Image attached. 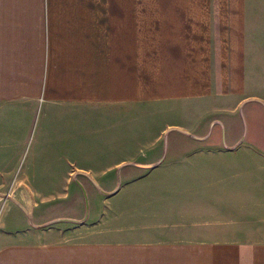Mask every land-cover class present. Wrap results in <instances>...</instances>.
<instances>
[{
    "label": "crops",
    "instance_id": "0c3cea01",
    "mask_svg": "<svg viewBox=\"0 0 264 264\" xmlns=\"http://www.w3.org/2000/svg\"><path fill=\"white\" fill-rule=\"evenodd\" d=\"M142 5L0 0V264H264V21Z\"/></svg>",
    "mask_w": 264,
    "mask_h": 264
},
{
    "label": "rangeland",
    "instance_id": "374dc122",
    "mask_svg": "<svg viewBox=\"0 0 264 264\" xmlns=\"http://www.w3.org/2000/svg\"><path fill=\"white\" fill-rule=\"evenodd\" d=\"M146 1H149V0H138V2H139V12H141L142 9H143L142 3L146 2ZM150 1H154V0H150ZM251 2H252L253 8H256L255 12L257 13L259 11V14L261 15V19H262V21H264V0H251ZM257 9H259V10H257ZM242 110H243V108L240 110V115H241L242 120H243L244 118H243V115H242ZM174 118L175 117H172V115H170L168 118L166 117V118L160 120L159 122L155 121L154 126L153 125L152 126L148 125L146 128L142 127L143 124H141V125L138 124V131L139 132H144V133L151 132V135L154 137V136H156L158 134L157 129H160L162 126H164V124L166 122H171L172 120H175ZM81 123H82V125H84V128L82 129V133H83L82 135H83L84 139L89 135V133L91 131H93V130H95V129H97L99 127V123L98 122L97 123H95V121L91 122V121H89V119H83L81 121ZM112 123H114V122H112ZM165 135H167V134H165ZM96 137L98 138V134H97ZM165 137L166 136H164V139H165ZM189 139L190 138H187L186 142L185 143H181V144L191 145L190 141H192V140H189ZM193 141H195V140H193ZM94 143H95V145H98V140L95 139ZM90 145H91L92 148L96 147V146H93L92 144H90ZM73 227H75V230H73V235L71 234L72 237L70 235V238H68V241H75V242L79 241L84 236H87V235L83 236L84 232L88 233L90 231L88 228H84L85 230H83L81 228H77L76 229V226H73Z\"/></svg>",
    "mask_w": 264,
    "mask_h": 264
}]
</instances>
